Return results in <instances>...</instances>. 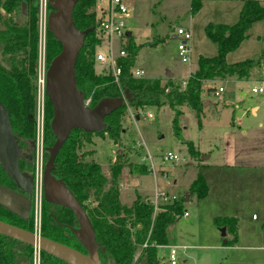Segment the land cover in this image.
Returning <instances> with one entry per match:
<instances>
[{
    "label": "rangeland",
    "instance_id": "obj_1",
    "mask_svg": "<svg viewBox=\"0 0 264 264\" xmlns=\"http://www.w3.org/2000/svg\"><path fill=\"white\" fill-rule=\"evenodd\" d=\"M124 1L129 9L125 24L131 38L140 44L158 40L154 45L140 48L133 69L141 68L143 77L162 80L170 72L172 82L183 84V80L197 68L199 56L216 54V43L205 34L206 24L235 23L244 0H199L201 7L194 14L189 12L191 0ZM258 2L264 7V0ZM48 11L46 5L45 19ZM0 12L4 13L2 8ZM39 19L38 11V23ZM178 27L191 33L187 61H182L178 54ZM263 36L264 19L249 27L246 38L227 54L226 61L255 58L262 48ZM114 47L116 50V45ZM40 53L44 54V63L39 62ZM2 58L0 54V62L6 63ZM43 65L45 72V37L40 47L38 43L37 75L42 76ZM96 70H102L99 63H96ZM207 85L202 83L201 99L207 102L200 123L195 112L186 106L180 118L183 137L192 141L200 151L198 159L192 158L186 146L174 137L172 112L167 105L160 108L156 117L154 108H149L147 112L152 114L151 118L146 115L136 119L126 111L121 134L125 135L127 129L132 136L128 140V135L123 138L125 145L118 146L106 134H93L92 142L86 143L80 152L94 150L85 159H93L100 165L107 185L112 164H120L116 179L123 205H130L136 195L146 200L155 193H165L166 198L160 195L158 202L162 204L177 195L185 199L188 192L189 199L184 200L183 205L188 215L182 214L168 228L169 244L157 248L161 264L168 262L170 245L178 246L176 264H264V92L251 91L254 86L264 87V60L243 79L231 77L213 81L215 88H223L218 96L207 93ZM254 104L259 105L255 115L250 112V106ZM139 141L142 145L138 144ZM168 152L181 155V160L164 158ZM145 154L148 156L146 161L142 160ZM45 159L43 155V163ZM135 165L144 167V173L132 172L131 167ZM198 172L203 174L208 185L203 198L190 195L188 191ZM215 217L233 220L220 226L214 223ZM223 227L224 236L220 231ZM136 253H141V248ZM22 264H32L31 258Z\"/></svg>",
    "mask_w": 264,
    "mask_h": 264
},
{
    "label": "trees",
    "instance_id": "obj_2",
    "mask_svg": "<svg viewBox=\"0 0 264 264\" xmlns=\"http://www.w3.org/2000/svg\"><path fill=\"white\" fill-rule=\"evenodd\" d=\"M25 3V13L21 4ZM95 0H77L72 17L80 30L92 28L83 41L75 63V80L82 91L84 100L89 99L93 106L103 97H119L125 92L128 99L121 107L104 118L105 128L97 132H84L73 129L58 151L52 174L62 180L87 213L93 226L98 244L101 264H161L157 257V248L169 244L168 228L183 214L184 196L177 195L171 201L159 205L154 211L148 199L136 195L130 205H123L119 198L116 177L120 164L110 168L111 179L101 172L100 165L85 157L94 150L81 151L86 143H91L93 134H106L118 146H123V138L132 132L126 129L122 133V123L127 108L132 110L136 119L145 118L147 110L154 108L155 117L160 108L167 105L171 112V124L174 137L187 148L188 154L195 159L200 156L193 142L182 135L180 118L183 107L195 112L197 122L203 111L201 91L202 83L208 84L207 93L215 90L213 81L234 77L243 79L252 68L258 67L264 60V36L262 48L255 58L227 62L226 55L235 50L246 38L249 27L264 19V7L258 0H244L235 23H211L205 26L206 36L217 45L216 54L210 57L199 56L197 68L189 74L183 84L172 82L170 78L135 77L133 65L140 48L154 45L157 39L136 43L128 37L126 54L117 58L120 68L115 79L110 69L101 66L96 70L95 51L100 43L97 36L101 17L93 10ZM201 7L199 0H191L189 12L194 14ZM0 54L6 63L0 62V102L6 107L10 124L22 151L18 160L20 170L33 174L34 138L36 113V66L38 57V0H0ZM60 51V43L46 26L45 59L46 66ZM213 105V104H211ZM210 105V107H211ZM52 105L44 93V138L43 155L47 158L45 147L52 145L55 136L50 128ZM46 159L44 160V162ZM132 172L144 173L139 165L131 167ZM0 184L17 189L0 166ZM189 194L203 198L208 192L206 180L201 172L196 174L188 187ZM0 220L12 225L32 230V217L23 219L0 204ZM233 220L228 217H215L214 223L224 226ZM70 227H77V221L66 207L42 200L40 233L42 236L64 243L85 252ZM227 242V241H226ZM145 244V246H143ZM141 253L135 257L137 249ZM32 247L20 241L0 234V264H22L31 258ZM42 264H69L64 260L41 251Z\"/></svg>",
    "mask_w": 264,
    "mask_h": 264
},
{
    "label": "water",
    "instance_id": "obj_3",
    "mask_svg": "<svg viewBox=\"0 0 264 264\" xmlns=\"http://www.w3.org/2000/svg\"><path fill=\"white\" fill-rule=\"evenodd\" d=\"M76 2L77 0H46L49 7L46 26L60 43V51L51 59L44 73V92L52 105L50 128L55 139L52 145L45 147L47 158L42 167L41 182L44 201L66 207L74 214L77 227L70 229L85 252L3 220H0V234L36 246L40 251L52 254L69 264H101L94 229L87 213L62 180L52 174V170L55 157L71 131H102L105 128L104 118L121 107L128 99L129 93L125 92L119 97H103L93 106L85 103L83 93L77 87L74 68L84 37L92 28L80 30L74 24L72 12ZM21 7L25 13L24 2ZM126 36H131V32L127 31ZM172 76L170 72L165 75L166 78ZM206 102H203V106ZM22 154L10 124L8 111L0 102V166L18 189L0 184V204L13 214L28 219L34 176L20 170L18 160ZM187 198L188 192L184 200ZM220 231L224 236L225 228Z\"/></svg>",
    "mask_w": 264,
    "mask_h": 264
},
{
    "label": "built area",
    "instance_id": "obj_4",
    "mask_svg": "<svg viewBox=\"0 0 264 264\" xmlns=\"http://www.w3.org/2000/svg\"><path fill=\"white\" fill-rule=\"evenodd\" d=\"M45 8L46 0H39V47L41 43V24L42 22L46 26L45 19ZM95 11L101 17V20L98 24L97 36L100 38V43L96 47L95 51V61L101 66H104L111 70L112 75L115 79L118 78L120 73V68L117 65V58L124 56L126 54L125 45L128 37L126 36L125 20L128 17L129 9L124 0H95ZM176 35L179 36L178 42V54L181 57L182 61H187L189 58V44L188 41L191 38V33L187 29L178 27L176 29ZM114 45H116V50ZM44 50V45H43ZM44 53V52H43ZM44 63V54H39V62ZM40 69V65H39ZM42 76L37 75L36 78V113H35V138H34V186L31 199V217H32V231L37 234L40 233V224H41V210H42V182H41V173L43 167V138H44V65L42 69ZM132 73L135 77H143L144 71L141 68L132 69ZM42 84V88H40ZM42 89V91H41ZM223 91L221 86H218L213 91L215 96H218ZM253 93H263V85L254 86L251 88ZM85 103L88 105L89 99H85ZM134 118L133 113L130 114ZM147 117L151 118L152 114L147 112ZM264 126V121L262 123ZM139 145L142 143L139 141ZM143 149V148H142ZM148 156L145 154L142 160L146 161ZM164 158L173 159V161L179 162L181 160V155L176 153L172 154L168 152ZM153 168V166H151ZM160 195L163 198H166V194L155 193L151 199H148L149 202L153 205L154 211L158 210L160 205L159 199ZM187 212L183 213V216H187ZM145 246V244H143ZM32 247L31 263L32 264H41V251L36 246ZM168 254V264L175 263V255L177 252L178 246L170 245ZM138 254L136 253L137 257Z\"/></svg>",
    "mask_w": 264,
    "mask_h": 264
},
{
    "label": "crops",
    "instance_id": "obj_5",
    "mask_svg": "<svg viewBox=\"0 0 264 264\" xmlns=\"http://www.w3.org/2000/svg\"><path fill=\"white\" fill-rule=\"evenodd\" d=\"M230 53V52H229ZM227 56V55H226ZM259 109V105H257V104H254V105H252V106H250V112L251 111H253V115H255L256 113H257V110ZM127 112L128 113H130V114H132V110L130 109V108H127ZM233 118V117H232ZM242 132H244L243 130H242ZM200 152V151H199ZM207 157H209V155L207 156ZM203 175V174H202ZM196 177V176H195ZM205 178V177H204ZM205 180H206V178H205ZM135 181H136V183L138 184V180L137 179H135ZM207 183V182H206ZM208 186V185H207ZM189 197V196H188ZM189 198H187V200H188ZM252 217L254 218V215H252ZM167 264H168V262H167Z\"/></svg>",
    "mask_w": 264,
    "mask_h": 264
},
{
    "label": "bare ground",
    "instance_id": "obj_6",
    "mask_svg": "<svg viewBox=\"0 0 264 264\" xmlns=\"http://www.w3.org/2000/svg\"><path fill=\"white\" fill-rule=\"evenodd\" d=\"M45 27H46L45 24L42 22V24H41V41L45 37Z\"/></svg>",
    "mask_w": 264,
    "mask_h": 264
},
{
    "label": "flooded vegetation",
    "instance_id": "obj_7",
    "mask_svg": "<svg viewBox=\"0 0 264 264\" xmlns=\"http://www.w3.org/2000/svg\"><path fill=\"white\" fill-rule=\"evenodd\" d=\"M12 189H14V188H12ZM15 190H18V189H15Z\"/></svg>",
    "mask_w": 264,
    "mask_h": 264
}]
</instances>
